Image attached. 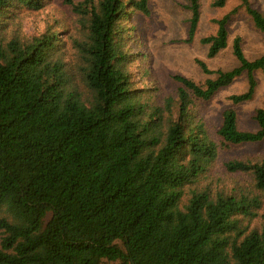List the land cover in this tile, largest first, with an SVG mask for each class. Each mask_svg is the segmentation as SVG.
<instances>
[{"label": "trees", "instance_id": "trees-1", "mask_svg": "<svg viewBox=\"0 0 264 264\" xmlns=\"http://www.w3.org/2000/svg\"><path fill=\"white\" fill-rule=\"evenodd\" d=\"M50 1L0 0V264H264V156L214 174L223 148L264 142V103L256 130L230 108L215 136L197 105L243 75L230 101L251 102L264 56L249 60L237 37L238 68L197 61L210 78L176 75L163 94L134 71L130 16H149L150 0H66L70 27L27 34L24 15ZM239 2L264 36V11ZM184 7L192 43L201 0ZM231 17L201 40L208 58L229 47Z\"/></svg>", "mask_w": 264, "mask_h": 264}, {"label": "rangeland", "instance_id": "rangeland-1", "mask_svg": "<svg viewBox=\"0 0 264 264\" xmlns=\"http://www.w3.org/2000/svg\"><path fill=\"white\" fill-rule=\"evenodd\" d=\"M78 2L80 0H71ZM216 0H201V22L192 43L186 42L189 34L190 12L185 9L187 0H150V15L130 16L129 26L135 27L132 42L133 53L138 55L135 75L139 86H157L163 94L174 93L179 85L173 77L181 75L203 83L210 78L202 71L197 61L207 64L210 70L230 71L239 67L233 56V42L242 39L245 55L249 60L264 56V36L255 28L253 22L241 8L239 0H229L226 7L216 8ZM255 9L264 11V0H250ZM232 14L229 29V47L216 58H208V47L202 45L203 38L217 31L216 20ZM24 31L29 35L42 33L47 22L60 21L63 30L71 26L73 15L66 0H51L48 7L38 14L24 15ZM146 56V60H142ZM144 61V62H143ZM151 71L156 83L150 85V78L143 80L144 69ZM258 86L251 102L234 106L232 95L243 94L248 90L247 75L238 78L231 86L222 89L211 101L198 103L201 117L210 132L215 136L217 126L221 124L222 114L227 109L238 113V124L242 131H254L257 125L254 116L264 103V70L255 74ZM218 141V138H216ZM264 156V142L256 145L223 148L214 174L224 177V163L231 159Z\"/></svg>", "mask_w": 264, "mask_h": 264}]
</instances>
